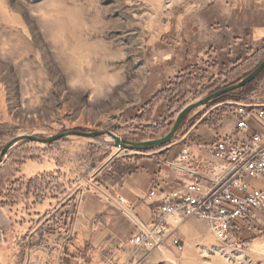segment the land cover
I'll return each mask as SVG.
<instances>
[{
    "label": "rangeland",
    "instance_id": "rangeland-1",
    "mask_svg": "<svg viewBox=\"0 0 264 264\" xmlns=\"http://www.w3.org/2000/svg\"><path fill=\"white\" fill-rule=\"evenodd\" d=\"M248 1L0 0V149L21 134L72 129L110 130L129 141L163 136L182 108L264 58L263 46L230 69L210 56L187 61L197 21L218 25L223 9ZM233 102L264 103V69L191 110L161 147L118 150L108 135L15 143L0 165V264H264V234L224 244L198 218L177 226L181 250L168 241L132 245L128 231L100 248L75 238L79 195L102 184L103 172L137 154L225 132L235 120ZM219 121L211 135L196 132Z\"/></svg>",
    "mask_w": 264,
    "mask_h": 264
},
{
    "label": "built area",
    "instance_id": "built-area-1",
    "mask_svg": "<svg viewBox=\"0 0 264 264\" xmlns=\"http://www.w3.org/2000/svg\"><path fill=\"white\" fill-rule=\"evenodd\" d=\"M235 129L215 131L210 139L186 140L166 166L180 176V187L168 189L151 209L148 222L131 215L132 245L154 249L168 241L178 250L177 226L188 218L206 222L224 244H240L264 234V135L248 134L250 124H264V103L233 102ZM255 180L259 188H252ZM154 185L147 199L154 196ZM119 208L125 203L117 197Z\"/></svg>",
    "mask_w": 264,
    "mask_h": 264
},
{
    "label": "crops",
    "instance_id": "crops-1",
    "mask_svg": "<svg viewBox=\"0 0 264 264\" xmlns=\"http://www.w3.org/2000/svg\"><path fill=\"white\" fill-rule=\"evenodd\" d=\"M220 18L218 25L197 21L199 28L195 32V38L191 36L193 41L187 59L189 63L200 64L205 57L210 56L215 59L216 66L230 69L264 46V0H249L246 6L239 4L235 9H223ZM186 49L187 45L184 51ZM220 122L207 130L198 127L196 132L211 135L219 128ZM223 128L226 129L225 132L234 131L235 120H229ZM254 132L264 135V124L252 122L248 134ZM179 151V147L175 148L171 144L158 151L124 159L109 172H103L105 176L100 180L102 184L96 182L93 188L90 187L79 195L75 238L86 244L97 242L95 246L100 248L109 236L123 240L119 234L127 231L131 235L134 233L131 215H136L142 222H148L152 207L163 194L170 188L181 186L178 173L166 166V162L173 160ZM99 175L101 173L95 177ZM154 185L159 187L154 196L147 199V194ZM118 196L125 200L121 208L117 203ZM42 216L40 213L37 217Z\"/></svg>",
    "mask_w": 264,
    "mask_h": 264
},
{
    "label": "water",
    "instance_id": "water-1",
    "mask_svg": "<svg viewBox=\"0 0 264 264\" xmlns=\"http://www.w3.org/2000/svg\"><path fill=\"white\" fill-rule=\"evenodd\" d=\"M263 69H264V58L248 74H246L244 77H242L237 82L226 85L222 88L216 89L213 92L204 96L203 98L186 105L184 108H182L178 112L169 131L161 137L148 139V140H141V141H129V140L120 138L119 136L115 135L110 130L84 131L80 129L65 130V131L58 132L54 135L47 136V137L31 135V134H21V135L11 138L0 149V165L2 163L3 157L9 151V149L18 141H23V140H29L33 142L48 144V143L59 140L69 135H78V136H85V137H98L101 135H108L112 138L114 146L118 147L119 149L137 151V150H148V149H152L156 147H161L172 141L177 130L179 129V126L182 120L191 110L201 105L208 104L210 101L216 99L217 97L221 95H224L228 92H232V91H235L236 89L244 87L246 84L251 82Z\"/></svg>",
    "mask_w": 264,
    "mask_h": 264
},
{
    "label": "bare ground",
    "instance_id": "bare-ground-1",
    "mask_svg": "<svg viewBox=\"0 0 264 264\" xmlns=\"http://www.w3.org/2000/svg\"><path fill=\"white\" fill-rule=\"evenodd\" d=\"M200 107H202V105L199 106V107H197V108H200ZM147 140H148V139H147ZM118 150H119V148H118ZM120 150L128 151V150H126V149H120Z\"/></svg>",
    "mask_w": 264,
    "mask_h": 264
},
{
    "label": "trees",
    "instance_id": "trees-1",
    "mask_svg": "<svg viewBox=\"0 0 264 264\" xmlns=\"http://www.w3.org/2000/svg\"><path fill=\"white\" fill-rule=\"evenodd\" d=\"M227 94V93H226ZM225 95V94H224ZM222 96V95H221ZM221 96H219V97H221ZM219 97H217L216 99H218ZM215 100V99H214Z\"/></svg>",
    "mask_w": 264,
    "mask_h": 264
}]
</instances>
